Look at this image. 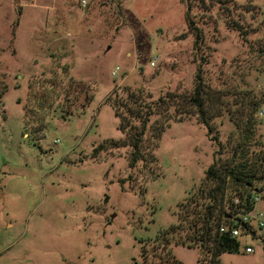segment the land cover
Segmentation results:
<instances>
[{
    "label": "rangeland",
    "instance_id": "obj_1",
    "mask_svg": "<svg viewBox=\"0 0 264 264\" xmlns=\"http://www.w3.org/2000/svg\"><path fill=\"white\" fill-rule=\"evenodd\" d=\"M187 12L183 0H0V264H144L142 245L177 224L178 206L238 146L228 114L212 121L211 134L190 116L163 134L150 179L144 163L130 169L129 147L94 154L127 140L106 102L115 92L123 101L140 89L153 101L186 96L201 65L214 90L230 92L234 117L243 99L246 113L258 106L250 152L264 157V0L195 3L198 49ZM71 79L94 96L84 110L64 94L53 106L31 103L42 82ZM60 109L73 114L63 119ZM255 190L264 210V183ZM263 239L259 230L242 236L240 251L221 263L264 264ZM172 251L179 264H213L199 247Z\"/></svg>",
    "mask_w": 264,
    "mask_h": 264
},
{
    "label": "trees",
    "instance_id": "obj_2",
    "mask_svg": "<svg viewBox=\"0 0 264 264\" xmlns=\"http://www.w3.org/2000/svg\"><path fill=\"white\" fill-rule=\"evenodd\" d=\"M183 1L188 7L187 25L195 37L194 46L198 49L200 44L204 43V35L192 19L191 10L195 3L204 4L205 0ZM66 71L64 68V75H67ZM34 81L35 86L38 84L35 79L30 82L29 87H32ZM41 84L44 91L40 96L32 94V91L28 95L33 106H35V98L39 100L40 105L54 99V102L49 101L50 106H53L61 94H64L65 101L71 102L72 105L78 102L81 104L80 110H84L94 98L86 85L72 79L67 82L53 81ZM6 90L7 87H4V93ZM127 93V99L124 101L116 92L113 93L115 99L110 98L106 101L112 105L119 120V130L127 136V140H108L106 144L97 147L94 154L129 147L130 169H135L139 163H144L150 179L155 178L154 171L159 168V161L154 152L160 146L163 134L172 123H184L192 116H197L198 122L211 134L215 130L212 125L214 119L225 114L232 118L231 122L240 133V141L233 156L225 161H216L207 170L206 178L198 191L178 206L177 224L164 230L153 241L152 247V242L142 245L144 264H179L173 255V245L199 247L213 256V264H222L219 257L223 253L239 252L240 238L246 235L243 232L240 238H233L229 233L221 232L222 226L244 227L241 223H233L232 220L236 219L235 215L239 213H250L254 210L255 192H258L255 190V183L256 181L264 183V168H262L264 157L255 160L250 152L258 125L256 119L258 106L255 107V113H246L245 110L249 109L246 105L249 102L246 103L243 99V109H238L236 111L238 116L234 117L235 113L225 101L231 95L230 92L214 90L204 79L201 65L198 67L194 89L186 96L179 92H167L165 96L153 101L151 94H147L144 89L136 92L127 91ZM1 96L0 92V98ZM60 110L63 119L73 114L70 110ZM48 116L42 117L36 132L44 131Z\"/></svg>",
    "mask_w": 264,
    "mask_h": 264
},
{
    "label": "built area",
    "instance_id": "obj_3",
    "mask_svg": "<svg viewBox=\"0 0 264 264\" xmlns=\"http://www.w3.org/2000/svg\"><path fill=\"white\" fill-rule=\"evenodd\" d=\"M151 65L154 66V63H151ZM114 75L117 74L114 73ZM261 115H264V110H262ZM254 202L256 203V206L252 212L239 213L235 215L236 219L232 220L233 223H241V225H243L244 227L236 228L234 227V225H224L221 228V232L229 233L233 238H240L243 232L246 233L245 236L250 237H256L255 232L257 230L264 232V210H259L257 208V204L260 202V198L257 195L254 198ZM245 251L248 254H253L255 252L252 247H247Z\"/></svg>",
    "mask_w": 264,
    "mask_h": 264
},
{
    "label": "crops",
    "instance_id": "obj_4",
    "mask_svg": "<svg viewBox=\"0 0 264 264\" xmlns=\"http://www.w3.org/2000/svg\"><path fill=\"white\" fill-rule=\"evenodd\" d=\"M257 208H258V209H261V208H259V203L257 204ZM263 209H264V207H263Z\"/></svg>",
    "mask_w": 264,
    "mask_h": 264
},
{
    "label": "water",
    "instance_id": "obj_5",
    "mask_svg": "<svg viewBox=\"0 0 264 264\" xmlns=\"http://www.w3.org/2000/svg\"><path fill=\"white\" fill-rule=\"evenodd\" d=\"M114 218V216H111V219H113Z\"/></svg>",
    "mask_w": 264,
    "mask_h": 264
}]
</instances>
